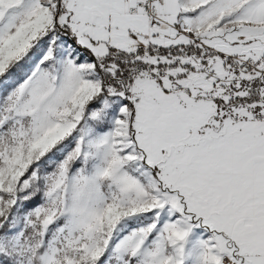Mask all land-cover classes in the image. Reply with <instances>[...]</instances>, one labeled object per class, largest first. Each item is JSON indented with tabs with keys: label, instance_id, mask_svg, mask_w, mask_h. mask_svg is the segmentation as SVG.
I'll use <instances>...</instances> for the list:
<instances>
[{
	"label": "snow or ice",
	"instance_id": "obj_1",
	"mask_svg": "<svg viewBox=\"0 0 264 264\" xmlns=\"http://www.w3.org/2000/svg\"><path fill=\"white\" fill-rule=\"evenodd\" d=\"M0 264H264V0H0Z\"/></svg>",
	"mask_w": 264,
	"mask_h": 264
}]
</instances>
